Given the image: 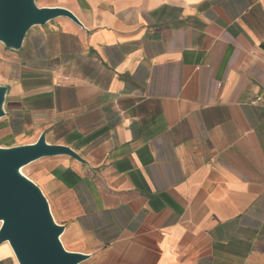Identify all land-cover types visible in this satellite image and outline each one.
Instances as JSON below:
<instances>
[{
  "label": "crops",
  "instance_id": "0c3cea01",
  "mask_svg": "<svg viewBox=\"0 0 264 264\" xmlns=\"http://www.w3.org/2000/svg\"><path fill=\"white\" fill-rule=\"evenodd\" d=\"M36 1L83 27L59 17L18 51L0 43V138L46 131L87 160L40 159L57 162L39 185L67 250L264 264V0ZM0 264L18 263L0 249Z\"/></svg>",
  "mask_w": 264,
  "mask_h": 264
},
{
  "label": "water",
  "instance_id": "95a60500",
  "mask_svg": "<svg viewBox=\"0 0 264 264\" xmlns=\"http://www.w3.org/2000/svg\"><path fill=\"white\" fill-rule=\"evenodd\" d=\"M59 17L83 27L62 6H38L36 0H0V43L9 51H18L33 27ZM7 93L8 86L0 84V118L6 114ZM59 156L88 164L71 147L49 143L46 131L33 143L0 144V245L8 243L18 264H80L89 258L65 249L61 241L65 225L56 222L41 187L22 173V168L34 161Z\"/></svg>",
  "mask_w": 264,
  "mask_h": 264
},
{
  "label": "rangeland",
  "instance_id": "374dc122",
  "mask_svg": "<svg viewBox=\"0 0 264 264\" xmlns=\"http://www.w3.org/2000/svg\"><path fill=\"white\" fill-rule=\"evenodd\" d=\"M48 1L45 2V0H38L39 4H44L47 3ZM10 56L12 55L8 52H2V60L7 61L10 59ZM7 81V71L5 72L0 71V83ZM13 141H11L12 143ZM0 144L5 145V146H11V145H6L9 144L6 140H3L0 138ZM13 146V145H12ZM38 161V160H37ZM57 162H54L53 160L51 162L46 161V160H40L38 162L34 161L22 168V173L27 176L28 178L32 179L36 184L43 185L45 182L51 180V175L52 172H56V165ZM51 185L53 184V180L51 181ZM39 185V186H40ZM41 187V186H40ZM42 189V188H41ZM54 214V213H53ZM54 218L56 215H53ZM61 241L65 249L71 248L69 243H66V241L62 240L61 236ZM0 249H3L5 252H12L11 248L9 247L8 243H3L0 245Z\"/></svg>",
  "mask_w": 264,
  "mask_h": 264
},
{
  "label": "bare ground",
  "instance_id": "6f19581e",
  "mask_svg": "<svg viewBox=\"0 0 264 264\" xmlns=\"http://www.w3.org/2000/svg\"><path fill=\"white\" fill-rule=\"evenodd\" d=\"M6 243V242H5Z\"/></svg>",
  "mask_w": 264,
  "mask_h": 264
}]
</instances>
